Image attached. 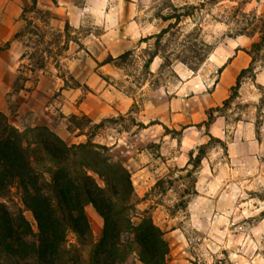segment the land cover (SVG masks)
<instances>
[{"label":"rangeland","instance_id":"1","mask_svg":"<svg viewBox=\"0 0 264 264\" xmlns=\"http://www.w3.org/2000/svg\"><path fill=\"white\" fill-rule=\"evenodd\" d=\"M69 1L74 10L68 19L37 11L18 35L25 58L19 71L55 87L51 128L70 144L94 134L95 143L130 165L132 181L142 165L159 169L155 186L133 181V215L136 221L150 215L165 232L168 264H264V47L249 54L264 31V0H63ZM171 5L190 16L162 36L172 23L163 20L173 14ZM238 55L249 61L247 68L254 62L235 93L237 78L223 73V61ZM219 82L227 89L210 108ZM99 85L105 91L94 93L109 106L123 94L133 98L130 114L93 120L98 128L82 136L69 133L63 116L73 113L61 111L62 92L81 88L78 105ZM189 96L202 102L196 120L206 115L195 125L192 146L183 144L180 128L137 122L143 110L163 115L167 97ZM212 108L219 110L210 119ZM217 117L226 121L222 139L210 133ZM179 152L189 155L188 172L178 173L179 162L171 161ZM87 213L97 239L102 219L92 207Z\"/></svg>","mask_w":264,"mask_h":264},{"label":"trees","instance_id":"2","mask_svg":"<svg viewBox=\"0 0 264 264\" xmlns=\"http://www.w3.org/2000/svg\"><path fill=\"white\" fill-rule=\"evenodd\" d=\"M171 6L173 14L162 18L172 23L162 36L190 16L186 8ZM261 33L251 56L264 47ZM252 63L232 92H238ZM218 110L210 109V117ZM63 118L77 136L98 128L85 114ZM94 136L70 144L48 125L21 129L0 111V264H168L165 232L150 215L137 221L133 215L137 196L130 165ZM88 207L103 222L97 239Z\"/></svg>","mask_w":264,"mask_h":264},{"label":"crops","instance_id":"3","mask_svg":"<svg viewBox=\"0 0 264 264\" xmlns=\"http://www.w3.org/2000/svg\"><path fill=\"white\" fill-rule=\"evenodd\" d=\"M73 10L74 6L71 1L66 3L63 0H0V111L9 117L18 128L24 129L38 124L51 127L57 105L50 102V90L53 92L55 87L47 88L42 85L41 80H32L26 73L23 74L19 71L20 65L25 62V58H23L21 53L17 35L25 29L28 24L27 20L32 19L28 16L35 14L37 11L51 13L58 19H68V17L73 15ZM106 36L104 34L103 38H106ZM223 64H225L223 73L230 79L232 77L237 78L240 72L247 68L249 61L242 59L238 55L230 62L224 63L223 61ZM22 74L25 78L21 77ZM93 74H96L95 67ZM99 86L94 88L91 86L90 88L93 89V92H88L82 104L78 105L76 101L82 93L81 88L63 91L58 101L61 111L64 114L84 112L94 121H100L120 114H123V116L130 114L135 104L133 98L123 94V98H119L120 103L115 106H109L107 102L101 100L104 95H95L94 92L105 91V86ZM224 88L227 89L225 82L216 84L211 93L212 102L209 106L210 108L218 106V97L224 93ZM193 98L190 96L167 97L163 115H157L156 111L143 110L137 122L145 127L161 125L170 129L180 128L185 135L183 144L192 146L197 139L192 134L196 128L195 125L206 120L205 114H203L204 118L199 121L196 120V116L203 106L200 101L194 104ZM75 102L76 107L74 106ZM225 124L224 117H217L210 127L211 135L222 139L225 135ZM188 133L191 134V137L186 136ZM171 157V161L179 162L178 171L180 172L178 173L188 172L189 155L186 156L184 152H179L171 154ZM134 172L133 181L138 183L140 188L152 187L157 183L158 179L156 178L159 169L153 164L142 165Z\"/></svg>","mask_w":264,"mask_h":264}]
</instances>
